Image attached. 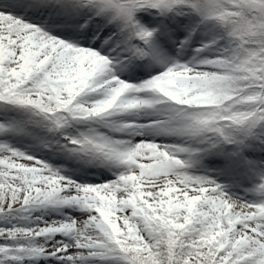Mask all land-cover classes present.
<instances>
[{"label":"snow or ice","instance_id":"snow-or-ice-1","mask_svg":"<svg viewBox=\"0 0 264 264\" xmlns=\"http://www.w3.org/2000/svg\"><path fill=\"white\" fill-rule=\"evenodd\" d=\"M0 264H264V0H0Z\"/></svg>","mask_w":264,"mask_h":264},{"label":"rangeland","instance_id":"rangeland-1","mask_svg":"<svg viewBox=\"0 0 264 264\" xmlns=\"http://www.w3.org/2000/svg\"><path fill=\"white\" fill-rule=\"evenodd\" d=\"M33 215H37V214H34V213H33Z\"/></svg>","mask_w":264,"mask_h":264}]
</instances>
